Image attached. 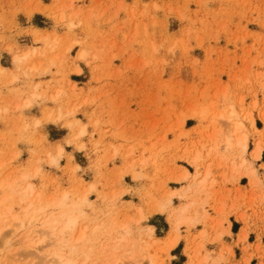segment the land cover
Returning <instances> with one entry per match:
<instances>
[{
  "label": "rangeland",
  "instance_id": "1",
  "mask_svg": "<svg viewBox=\"0 0 264 264\" xmlns=\"http://www.w3.org/2000/svg\"><path fill=\"white\" fill-rule=\"evenodd\" d=\"M47 43L52 49L27 63L40 74L16 71V53H44ZM0 66L17 75L13 82L0 77V179L41 168L30 181L48 197L95 184L88 198L97 213L114 204L119 220H132L144 238L154 229L160 243L148 253L156 264H191L193 256V264L203 256H210L205 264H264V0H0ZM36 86L46 97L57 88L63 95L58 103L23 105ZM231 104L248 134L245 159L262 180H238L216 158L192 164L194 149L229 132ZM59 106L70 114L44 118ZM258 141L263 156L256 162ZM58 147L64 151L52 165ZM207 163L218 182L192 210L219 224L203 237L201 222L171 232L170 213L185 203L189 185L179 171L191 180ZM173 192L161 214L158 206ZM223 246L230 249L219 257Z\"/></svg>",
  "mask_w": 264,
  "mask_h": 264
},
{
  "label": "bare ground",
  "instance_id": "2",
  "mask_svg": "<svg viewBox=\"0 0 264 264\" xmlns=\"http://www.w3.org/2000/svg\"><path fill=\"white\" fill-rule=\"evenodd\" d=\"M47 39L49 37H45L44 41L46 42ZM38 41H43V39L39 38ZM47 47L44 53H38L36 48L16 53L13 57L16 71L25 75H33L35 72L40 74L36 65L27 67V63L33 61L38 54L45 56L49 49H52V45L47 43ZM81 56H84V51ZM2 76L11 77V82L17 78L14 72L0 66V77ZM62 95L63 90L57 88L54 94L46 97L38 92L36 86L23 105L29 106L36 98L58 103ZM228 107L229 111L226 113L231 127L229 132L226 135L220 134L219 139L207 149L202 146L192 150L194 154L192 164L199 168L202 167V159L216 158L219 159V166L224 167L234 177L247 176L256 182L257 173L245 159L248 134L245 132L244 123L235 105L231 104ZM55 114L58 116L56 117ZM69 114L70 112L59 106L57 111L46 112L44 118L49 121L54 117V121H58ZM261 119L264 122V117ZM251 124L254 126V121L251 120ZM85 132V127L79 126V135ZM261 150V143L258 141L252 154L253 159L261 157ZM63 151L62 147H58L57 155L50 156L52 165L59 164ZM212 168L213 164L207 163L204 174L200 176L198 173L191 180V174L188 171H179L178 180L180 182L185 180L189 185L185 191V203L175 211L169 210L172 212L170 213L171 232H178L181 225L190 227L201 222L205 227L199 235L203 237L208 234V229L219 224L217 219L210 218L205 212L200 213L195 210L194 213L192 210L197 206L196 197L200 194L209 195V187L217 182L211 176ZM39 174H41V168L37 167L33 171H24L14 174L13 177L7 176L0 179V264H118L121 259L137 262V259L144 255L148 259V264H156V254L148 253L151 248L160 243L159 239L153 236L152 227H147L146 238H144L145 233L142 230L135 231L132 228V220L130 223L119 220L114 204L106 203L104 205L106 213H97V211H102L101 208L93 205L88 198L89 192L96 190L95 184L88 187L79 182L73 189L57 190L51 196H45L42 192H38L30 181L32 177ZM175 195L176 192L170 193L169 202H161L158 206L161 214L169 209ZM110 196L114 199L112 195H105L103 196L104 201L109 202ZM85 208H89L91 212H87ZM139 209L141 212L139 214L143 215L141 207ZM142 219L143 216H140L136 224H140ZM7 228L13 230L6 232ZM245 238L246 234L243 231L239 235V240L244 241ZM176 242L177 240L173 239L171 247L177 245ZM229 249V246H223L219 257L223 256V251ZM199 256L200 251L198 250L196 260ZM209 258L210 256H203L202 264L208 262ZM194 261L195 256L191 258V264Z\"/></svg>",
  "mask_w": 264,
  "mask_h": 264
},
{
  "label": "crops",
  "instance_id": "3",
  "mask_svg": "<svg viewBox=\"0 0 264 264\" xmlns=\"http://www.w3.org/2000/svg\"><path fill=\"white\" fill-rule=\"evenodd\" d=\"M256 127H257V126H256ZM257 130H259V129H257ZM248 143H249V141H248ZM248 147H249V144H248ZM253 151H254V149L251 151V155L253 154ZM247 154H248V156H247V158H248L249 155H250V154H249V150L247 151ZM262 156H263V149L261 150V157H260V158H262ZM260 158H259V159H260ZM259 159H256V160L253 159V161H256V162H257ZM258 164H259V163H258ZM253 168L255 169V171H256V173H257V176H259V178H260V173H259V171H258L255 167H253ZM243 177H247V176H242V177H238V176H237V177H235V178H238V180H239V179H242ZM247 178L249 179V177H247ZM242 180H243V179H242ZM260 180H262V179L260 178ZM250 181H251V180H250ZM217 182H218V180H217ZM217 182H216V183H217ZM252 184H253V182H252ZM241 185L243 186V183H241Z\"/></svg>",
  "mask_w": 264,
  "mask_h": 264
}]
</instances>
